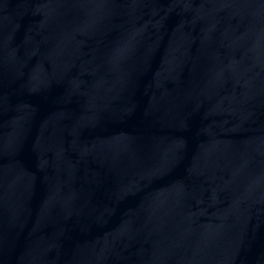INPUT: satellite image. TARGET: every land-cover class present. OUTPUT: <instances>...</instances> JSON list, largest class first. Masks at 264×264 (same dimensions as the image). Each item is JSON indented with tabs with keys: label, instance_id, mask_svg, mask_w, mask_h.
Wrapping results in <instances>:
<instances>
[{
	"label": "water",
	"instance_id": "95a60500",
	"mask_svg": "<svg viewBox=\"0 0 264 264\" xmlns=\"http://www.w3.org/2000/svg\"><path fill=\"white\" fill-rule=\"evenodd\" d=\"M0 264H264V0H0Z\"/></svg>",
	"mask_w": 264,
	"mask_h": 264
}]
</instances>
